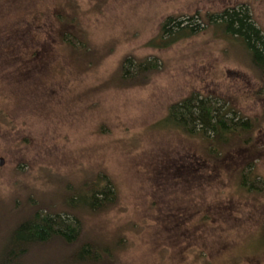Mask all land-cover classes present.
I'll return each mask as SVG.
<instances>
[{"label":"rangeland","instance_id":"obj_1","mask_svg":"<svg viewBox=\"0 0 264 264\" xmlns=\"http://www.w3.org/2000/svg\"><path fill=\"white\" fill-rule=\"evenodd\" d=\"M239 5L264 32V0H0V250L28 200L60 211V191L100 174L119 200L82 217L83 233L122 240L118 264H264V190L237 188L241 151L212 162L157 126L194 94L257 119L250 151L264 186V86L245 47L202 22L168 48L147 45L169 16ZM59 20L84 34L86 54L61 44ZM128 57L129 75L157 63L147 85L115 87Z\"/></svg>","mask_w":264,"mask_h":264},{"label":"trees","instance_id":"obj_2","mask_svg":"<svg viewBox=\"0 0 264 264\" xmlns=\"http://www.w3.org/2000/svg\"><path fill=\"white\" fill-rule=\"evenodd\" d=\"M249 10L246 5H239L217 14L196 13L183 20L184 14L169 16L161 24L159 34L147 45L154 49L168 48L181 39L193 37L202 22L212 30H223L227 37L245 47L242 57L250 62L264 86V32L257 27ZM63 21L58 32L61 44L70 52L86 54L88 43L84 34L72 30ZM128 63L129 57L122 62L119 73L113 79L115 87L130 89L145 86L158 72L157 63L144 59L137 62L136 72L129 75ZM200 96L194 94L181 103L171 105L157 126L164 125L200 142L202 154L212 162L241 151L236 168L237 188L248 195L260 196L264 186L255 185L260 176L255 165L256 151H250L258 130V120L244 115L236 120L231 117V114L238 115L236 111L223 112L207 97ZM262 117L264 120V111ZM57 200L62 208L60 211H54L48 205L49 211L44 203L28 200V213L18 220L0 250V264H118L116 256L121 250L122 240L106 242L86 237L82 222L85 215L102 213L117 205L118 193L113 182L97 174L79 186L68 184L63 192L60 191ZM259 240L264 246V222ZM53 251H56L54 256Z\"/></svg>","mask_w":264,"mask_h":264},{"label":"water","instance_id":"obj_3","mask_svg":"<svg viewBox=\"0 0 264 264\" xmlns=\"http://www.w3.org/2000/svg\"><path fill=\"white\" fill-rule=\"evenodd\" d=\"M3 164V160L2 159H0V166Z\"/></svg>","mask_w":264,"mask_h":264}]
</instances>
